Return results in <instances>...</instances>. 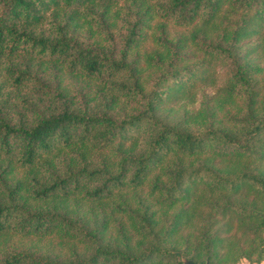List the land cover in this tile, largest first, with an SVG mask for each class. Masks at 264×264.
Here are the masks:
<instances>
[{"label":"trees","instance_id":"trees-1","mask_svg":"<svg viewBox=\"0 0 264 264\" xmlns=\"http://www.w3.org/2000/svg\"><path fill=\"white\" fill-rule=\"evenodd\" d=\"M263 61L264 0H0V264L262 259Z\"/></svg>","mask_w":264,"mask_h":264},{"label":"rangeland","instance_id":"rangeland-1","mask_svg":"<svg viewBox=\"0 0 264 264\" xmlns=\"http://www.w3.org/2000/svg\"><path fill=\"white\" fill-rule=\"evenodd\" d=\"M152 47L150 44L146 45V46H143L141 49H140V53L141 54H144V52L148 49ZM262 65H264V61L262 63ZM226 70L224 68H220L218 70V76H217V79H215V82L213 84H209V85H205L204 87H202L199 92L197 93V96L195 98V100L193 102H183V103H180V104H177V105H174L172 107H169V108H165L164 111L166 114H168L170 116V119L172 120H179L183 117V115L191 112V110H196L198 109L201 104L205 101V102H208L209 104H213L214 102V94H216V91L217 89L223 84L224 82V77H225V72ZM78 81L79 79H73L71 76L67 75L65 76V85H66V88L68 90H73L74 88H76V86L78 85ZM260 81H261V88H263L264 86V71H263V75L260 77ZM262 93H264V89L262 90ZM241 104V103H240ZM234 108L230 107H224L223 109L219 108L216 112V118L217 119H220L222 121H225V118H226V115L228 112H231L233 111ZM137 193H136V196H138L142 202H139L143 205H150L151 206V209H154V210H157L158 213H163L164 209L163 208H159L158 206H156L154 203L156 201V198H157V195H153L150 193V189H149V186L148 185H143L141 187H139L137 190ZM126 195V198H127V201L129 204H131L133 207H137L136 203L138 202V199L137 198H134L133 195L131 194L130 191H126L125 193ZM215 196L212 198L214 199ZM247 198H249V200H253L254 199V195L253 194H249L247 196ZM257 201L259 203V200L257 198ZM176 210V209H175ZM175 210H166V216H168L169 218L171 217L172 213L175 211ZM204 214H208L209 216L210 213H208L207 211H204L203 212ZM123 220L124 217H122ZM235 227H233L232 229V232L236 233L238 239H239V243L240 245H242V241H241V236L242 235V232L241 230H236L235 231ZM112 231L115 232V227L112 228ZM183 238H188L190 237L191 238V243L188 244V247H184L187 251L189 250H192L195 246V240L198 238V236L200 235V231L197 229L195 230L193 228V231L190 229H187L185 232H183ZM264 234V233H263ZM185 244V243H183ZM187 244V243H186ZM181 246H185V245H181ZM243 246V245H242ZM233 248H236V246H233ZM231 248L232 250L228 251L226 254L227 256L231 257V256H234L233 254H235L237 251L235 249Z\"/></svg>","mask_w":264,"mask_h":264},{"label":"water","instance_id":"water-1","mask_svg":"<svg viewBox=\"0 0 264 264\" xmlns=\"http://www.w3.org/2000/svg\"><path fill=\"white\" fill-rule=\"evenodd\" d=\"M182 264H211L208 260L205 262H196L192 259H187V258H181Z\"/></svg>","mask_w":264,"mask_h":264},{"label":"crops","instance_id":"crops-1","mask_svg":"<svg viewBox=\"0 0 264 264\" xmlns=\"http://www.w3.org/2000/svg\"><path fill=\"white\" fill-rule=\"evenodd\" d=\"M242 260H247V259H245V258H241V259H239L238 261L234 262L233 264H241V261H242ZM247 261H248V260H247ZM248 264H264V256H263L262 259H260L259 261L254 262V263H250V262L248 261Z\"/></svg>","mask_w":264,"mask_h":264},{"label":"clouds","instance_id":"clouds-1","mask_svg":"<svg viewBox=\"0 0 264 264\" xmlns=\"http://www.w3.org/2000/svg\"><path fill=\"white\" fill-rule=\"evenodd\" d=\"M241 264H248V261L247 260H242Z\"/></svg>","mask_w":264,"mask_h":264}]
</instances>
